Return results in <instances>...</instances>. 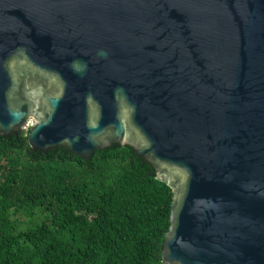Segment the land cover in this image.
Segmentation results:
<instances>
[{
	"label": "water",
	"instance_id": "1",
	"mask_svg": "<svg viewBox=\"0 0 264 264\" xmlns=\"http://www.w3.org/2000/svg\"><path fill=\"white\" fill-rule=\"evenodd\" d=\"M26 127L150 163L165 264H264V0H0V136Z\"/></svg>",
	"mask_w": 264,
	"mask_h": 264
},
{
	"label": "trees",
	"instance_id": "2",
	"mask_svg": "<svg viewBox=\"0 0 264 264\" xmlns=\"http://www.w3.org/2000/svg\"><path fill=\"white\" fill-rule=\"evenodd\" d=\"M28 131L0 136V264H165L172 191L150 163L118 143L37 151Z\"/></svg>",
	"mask_w": 264,
	"mask_h": 264
},
{
	"label": "rangeland",
	"instance_id": "3",
	"mask_svg": "<svg viewBox=\"0 0 264 264\" xmlns=\"http://www.w3.org/2000/svg\"><path fill=\"white\" fill-rule=\"evenodd\" d=\"M28 129V127H26V129H24L25 131ZM23 219V217H21Z\"/></svg>",
	"mask_w": 264,
	"mask_h": 264
},
{
	"label": "flooded vegetation",
	"instance_id": "4",
	"mask_svg": "<svg viewBox=\"0 0 264 264\" xmlns=\"http://www.w3.org/2000/svg\"><path fill=\"white\" fill-rule=\"evenodd\" d=\"M29 121H32L31 118L29 119Z\"/></svg>",
	"mask_w": 264,
	"mask_h": 264
}]
</instances>
